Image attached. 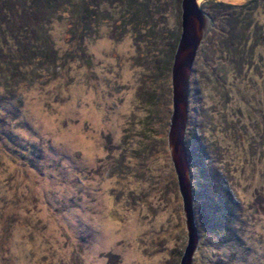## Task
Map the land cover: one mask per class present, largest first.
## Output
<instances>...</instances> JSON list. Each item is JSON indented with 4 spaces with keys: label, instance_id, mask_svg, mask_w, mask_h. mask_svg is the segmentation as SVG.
Returning a JSON list of instances; mask_svg holds the SVG:
<instances>
[{
    "label": "rangeland",
    "instance_id": "rangeland-1",
    "mask_svg": "<svg viewBox=\"0 0 264 264\" xmlns=\"http://www.w3.org/2000/svg\"><path fill=\"white\" fill-rule=\"evenodd\" d=\"M209 2L248 0L200 1L213 23L190 78L193 264H264V38L249 42L253 67L234 71L233 25ZM251 7L262 31L264 2ZM35 9L39 57L0 25V264H180L188 238L168 132L182 0Z\"/></svg>",
    "mask_w": 264,
    "mask_h": 264
},
{
    "label": "water",
    "instance_id": "water-1",
    "mask_svg": "<svg viewBox=\"0 0 264 264\" xmlns=\"http://www.w3.org/2000/svg\"><path fill=\"white\" fill-rule=\"evenodd\" d=\"M200 1L182 0L181 35L171 68L172 111L168 132V147L183 199L188 238L180 264H193L194 254L199 244L186 130L193 63L198 49L213 23L211 16L201 8Z\"/></svg>",
    "mask_w": 264,
    "mask_h": 264
},
{
    "label": "trees",
    "instance_id": "trees-1",
    "mask_svg": "<svg viewBox=\"0 0 264 264\" xmlns=\"http://www.w3.org/2000/svg\"><path fill=\"white\" fill-rule=\"evenodd\" d=\"M44 1L45 0H0V25L6 29L5 37H8L9 35L7 34H10V39L16 41L15 45L18 49L17 52L22 54L25 52L29 56L32 55L33 58L39 57L43 51L41 50L40 42L37 41L38 39L35 38V42L34 35L33 37L30 35L31 33H34L35 30L33 29V32L30 31L28 20L33 16L37 19V23H39V16L37 15L35 7L43 4ZM260 2H264V0H248L245 4L209 2V4L205 6L206 10L213 16L214 19H218L216 16L221 15L219 17L220 20H223L224 22L228 21L230 26L233 25L231 30H229V33L225 32L224 38L226 43L229 40L230 44L229 45L227 43L226 47L229 45L235 50L232 53L233 55L228 58H232L231 62L235 64L234 71L237 70L240 74L243 73L244 69H251V66L253 67L256 59V53L253 48H249V42H252L253 39L257 40L261 37L264 38V28L261 27L263 29L260 31V26L252 23L253 18L251 16L253 10L251 6ZM216 9H221L220 11H222V13L214 15ZM240 24L244 27L237 32L236 27L240 26ZM32 39L34 42L31 46L30 41ZM234 42L237 44L235 45ZM234 47H237L239 50L237 51ZM22 48L26 50L21 52L20 49ZM231 48L228 49L230 50ZM8 52L10 51L8 50ZM2 53L5 54V51L0 49V56ZM256 56L260 57V61L264 60L262 54ZM259 72L263 73V71Z\"/></svg>",
    "mask_w": 264,
    "mask_h": 264
},
{
    "label": "bare ground",
    "instance_id": "bare-ground-1",
    "mask_svg": "<svg viewBox=\"0 0 264 264\" xmlns=\"http://www.w3.org/2000/svg\"><path fill=\"white\" fill-rule=\"evenodd\" d=\"M228 2H239L240 0H226Z\"/></svg>",
    "mask_w": 264,
    "mask_h": 264
}]
</instances>
